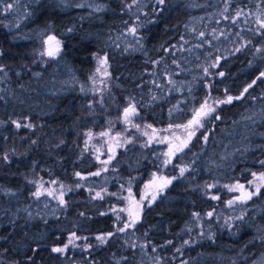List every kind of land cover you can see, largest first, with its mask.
I'll use <instances>...</instances> for the list:
<instances>
[{"label": "trees", "instance_id": "1", "mask_svg": "<svg viewBox=\"0 0 264 264\" xmlns=\"http://www.w3.org/2000/svg\"><path fill=\"white\" fill-rule=\"evenodd\" d=\"M258 15L264 0H0V264H264V184L230 190L264 173ZM205 100L203 127H177ZM153 174L171 183L116 231Z\"/></svg>", "mask_w": 264, "mask_h": 264}, {"label": "snow or ice", "instance_id": "2", "mask_svg": "<svg viewBox=\"0 0 264 264\" xmlns=\"http://www.w3.org/2000/svg\"><path fill=\"white\" fill-rule=\"evenodd\" d=\"M157 2H158L159 4H163V3H164V0H157ZM12 8H13V4H12V3H7V9L11 10ZM225 11H227V6L225 7ZM241 12H242V10H240V11H238V12L236 13V18H237V19H239L240 15H241ZM245 15H248V14H245ZM257 20H258V22L260 23V27H261V28H264V21L259 20V15L257 16ZM233 22H235V20H234ZM131 31H132L133 33H135L136 29L133 28V29H131ZM49 40H55V37H49ZM59 43H60L59 41H56L57 48L55 49V52H54L51 48H49V49H47L44 53H41V55L54 56L55 53L59 51V47H58V46H59ZM237 51H239V49H237ZM0 54H2V53H0ZM100 63L103 64V65H106V64H107V57H104L103 59H100ZM98 70H99V69H98ZM205 71H207V70H205ZM0 72H3V68H2V67H0ZM219 75H220V76H223L224 73L221 72V73H219ZM260 77H264V72H261V73H260ZM260 77H258V79H259ZM254 83H255V81H253V84H254ZM251 87H252V84L248 85V87H246V88L243 89V92H244V93H247L248 90H249V88H251ZM242 95H243V94H241V96H237V97H235V98L229 95V96H227V98L224 99V100H215L214 103L217 104V105H218V104H230V103H232L233 99H241V98H242ZM134 112H135V108H134V106H132V107H130V108H126V109L124 110V115H125V117L127 118L128 115H129V113H134ZM212 112H215V108L212 107V106H210V105L208 104V101L205 100V101L201 104L200 108L194 112V114H193V119L189 120V121H188V124H186V125H178L177 127H183V128H185L186 130H188V129H192L193 126L203 127V124L201 123V120H202L204 117H207V116H208L210 113H212ZM216 119H219V116H218V115L216 116ZM15 123H16V127H17V128H19V127L21 126L18 122H15ZM25 127H31V125H25ZM149 127H150V126H149ZM193 135H195V131H194V130H192V131H188V137H189V139H190ZM203 139H204V140H207V136L203 137ZM161 142H163V141H161ZM186 146H187V141H184V142H182L179 146H177V150H178V151H182L183 148L186 147ZM171 152H172V149L170 148L168 154H171ZM5 159H7V157H5ZM105 163H106V162H105ZM165 163H168V161H165ZM260 163L264 164V161H261ZM184 171H185V169H183V168L180 169V174H181V176L184 174ZM77 175H79V174H77ZM94 175H99V172L94 173ZM252 175H253V176H257L256 173H252ZM257 178H258L259 180H261V181H264V173L259 174V176H258ZM170 183H171V180H168L167 178H165L164 181H163V184L161 185V187L167 186V185L170 184ZM237 188L240 189V190H243L244 186H243V185H238ZM237 188H233V189H230V190L235 191V190H237ZM259 191H260V186L258 185V186L256 187L255 193H253V192H244L243 195H242L239 199H241L242 201H243L245 198H246V199H251V197H252L254 194L258 195V194H259ZM34 195L37 196V198H38V197L41 195V193H40L39 191H37L36 193H34ZM49 195H51V193H49ZM96 195L99 196L100 194L97 193ZM154 199H155V196H153V200H154ZM212 199H219V197H217V196H213ZM60 202L63 203L62 195H61V201H60ZM228 203H229V205H231L232 201H229ZM194 215L198 216L199 214L196 213V214H194ZM211 215H212V213H208V216H209V217H211ZM129 216H130V217L132 216V213H131V212H129ZM119 219H120V218L117 217V220H119ZM138 219H139V216L137 215L136 220H138ZM136 220H131V221H129L128 223H124V224L121 225L119 228H117L116 231H118V232H123V231L127 230L129 227L134 226ZM113 234H114V233H108V234H107V237H106V236H103V235H101V236H97L96 239L99 240V241H101V243H106V242H107V238H108V237H111ZM169 243H171V241H169ZM185 243H188V242L186 241ZM66 248H67V245H66L65 247H56V248H53L52 251H53V252H56V253H62V252H65V251H66ZM153 250H155V249H153ZM177 251L179 252L180 249H177Z\"/></svg>", "mask_w": 264, "mask_h": 264}, {"label": "rangeland", "instance_id": "3", "mask_svg": "<svg viewBox=\"0 0 264 264\" xmlns=\"http://www.w3.org/2000/svg\"><path fill=\"white\" fill-rule=\"evenodd\" d=\"M49 37H55V40H49ZM45 42L47 41V44H45V48L44 50L46 51L47 49L51 48L54 52L55 49L57 48L56 45V41H59V51L55 53L54 56H48L51 58H57L60 54L61 51V47H62V41L59 37H57L54 33H48L46 38H45ZM103 69L100 68L99 71L100 74H102ZM53 83V82H52ZM133 114L129 113L128 117L126 118L124 115V118L130 119L132 118ZM111 151H115L118 150V141L115 139V141L111 142ZM172 149L171 154L169 153V149ZM174 152V147L172 146H168L166 149V159L169 161L171 159V156L173 155ZM257 176H253V178H251V180H249L247 183H237L233 186V188H237L238 185H243L244 188L243 190H240L237 188V190L233 191L234 192V197L239 199L244 192H253L255 193L256 187L259 185L260 187L264 184V181L259 180ZM166 177L160 176L159 174H153L151 176V178L145 183L144 188L141 192V195L136 198L134 196L129 197V199L127 200L126 203V208H125V217L122 221V225L124 223H128L131 220H136L137 215L140 216V211L141 209L149 202L153 201V196H155V198L157 197V195L165 188L161 187V185L163 184V181ZM168 180H170V178H167ZM232 188V189H233ZM246 199V198H245ZM129 212L132 213V216H129ZM137 221V220H136Z\"/></svg>", "mask_w": 264, "mask_h": 264}, {"label": "water", "instance_id": "4", "mask_svg": "<svg viewBox=\"0 0 264 264\" xmlns=\"http://www.w3.org/2000/svg\"><path fill=\"white\" fill-rule=\"evenodd\" d=\"M45 44H47V41L45 42Z\"/></svg>", "mask_w": 264, "mask_h": 264}]
</instances>
